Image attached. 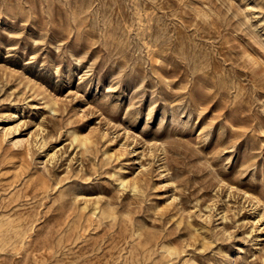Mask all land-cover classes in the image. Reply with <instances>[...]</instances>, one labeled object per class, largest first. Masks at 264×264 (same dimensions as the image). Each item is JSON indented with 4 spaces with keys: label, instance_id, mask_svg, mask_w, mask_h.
<instances>
[{
    "label": "rangeland",
    "instance_id": "374dc122",
    "mask_svg": "<svg viewBox=\"0 0 264 264\" xmlns=\"http://www.w3.org/2000/svg\"><path fill=\"white\" fill-rule=\"evenodd\" d=\"M0 264H264V0H0Z\"/></svg>",
    "mask_w": 264,
    "mask_h": 264
}]
</instances>
